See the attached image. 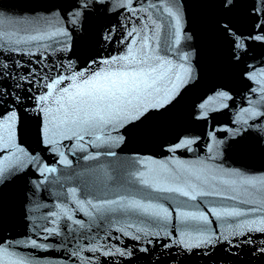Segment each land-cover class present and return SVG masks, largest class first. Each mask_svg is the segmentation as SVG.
<instances>
[{
    "label": "water",
    "instance_id": "1",
    "mask_svg": "<svg viewBox=\"0 0 264 264\" xmlns=\"http://www.w3.org/2000/svg\"><path fill=\"white\" fill-rule=\"evenodd\" d=\"M72 2L73 0H0V11L10 17L31 14L33 9L43 13L51 4H60L65 11H70ZM105 3L112 10L107 11L104 7L99 11L91 9V15L84 24L87 34L83 37L79 33L73 34L71 51H61V44H53L57 49L54 52L51 48H38L37 56H17L16 59L33 61L30 66L40 69L37 73L38 81L42 73L56 76L63 72L67 75L70 71L83 69L89 60L124 55L127 52L126 41H121L120 37H127V31L131 27L142 29L145 23L153 28L147 21V16L151 13L153 19L161 25L150 42L156 49V54L177 63L183 62L177 60L174 52L167 50L174 44L171 27L174 21L150 7L153 3L158 7L162 6V0H132V8L149 9L147 13L138 11L139 18L120 7L118 0H105ZM253 3L259 10L261 0H239L237 7L225 12L220 7V0H174V10H179L182 17V36H191V39H182L178 46L189 56V61L185 63L191 65V79L180 86L177 90L179 94L165 108L152 110L142 120L121 129L120 132L124 134L123 142L105 145L100 149L89 147L87 152L76 150L74 154L67 147H60L59 150L71 160L70 166L58 164L59 156L48 151L39 142L37 132L41 115L34 110L33 101H25L27 107L19 112L20 119L16 125V142L29 154H39L49 166L56 167L57 172L48 174V179L45 180L34 165H27L23 168H11L0 177V244L13 245L37 239L38 242L49 245L46 251L15 247L16 252L33 258L36 264H81L78 257L70 256V252L77 249L81 250V257L91 258L90 264H264V255L254 253L253 246L249 245L234 247L230 251L227 244L221 243L211 249L209 255H201L200 250L188 252L180 247H162L161 245L169 243L164 235L165 231L171 233L173 239L179 236L182 226L175 209L179 201L187 198L175 193L146 189L138 183L135 175L141 171L147 173L148 169L157 167L160 163L175 169V161H180L188 166L206 167L213 173L238 171L245 176L264 179V115L250 117L243 112L244 109H251L264 113V76L260 75L264 69V42L249 40L246 55L237 62L233 59L229 40L218 26L220 21L227 20L238 32L253 33L257 22V15L252 10ZM30 18V15L25 16V20ZM4 27L7 28L8 25ZM109 29L114 32V42L106 44L100 40V34ZM143 34L141 31V36ZM148 34L153 35L151 31ZM133 38L137 39L135 47H138L140 37H127V40ZM29 47L36 48V44ZM40 54L46 55L47 59L43 63H35L40 59ZM11 55H0V61L12 63ZM6 56L9 58L5 59ZM70 63L71 68L68 67ZM61 64L64 65L62 69ZM52 68L56 70L47 71ZM253 68L256 80L260 83L244 75ZM12 83L15 84V81ZM45 91L47 89L38 82L34 94ZM219 91H225L232 97L223 101L228 107L221 108V101L217 100L215 104L209 105L208 117L198 119L197 115L204 111L199 105ZM243 120H247V123H243ZM109 131L113 137H118L119 133ZM182 138H191L195 142L171 151V147ZM88 139L90 138L86 136L85 141ZM62 143L75 146L77 141L64 140ZM107 151L115 152V155L103 154ZM97 152L102 153L97 159L82 158ZM6 155L8 153L0 151V159ZM141 161L145 163H140ZM153 161L156 163L153 164ZM72 188L76 189L75 198L69 191ZM220 190L221 196L198 197L196 201H188L190 207L184 210L194 212L221 206L251 207L224 198L233 195V192L225 190L223 186ZM129 194L136 199H143L150 194L152 203L161 204L172 211L166 229L146 226L144 217L120 216L119 213L115 214L120 216L119 222H109L107 216L113 214H106L104 218L94 214L90 218L84 211L77 210L75 203V200H92L96 203ZM239 194L245 195L242 191ZM145 202L148 200L145 199ZM61 208H67L73 214V219L81 220L84 227L67 220ZM50 211L60 213V219L55 225L60 229L59 235L42 232L43 227H54L50 223L53 218L48 216ZM209 218L213 221L209 227L225 234L229 230L227 224L235 223L231 219L227 222L217 221L211 215ZM129 222L133 223V228L127 227ZM135 227H145L150 232L160 231L161 236H148L137 241L130 236L121 235L120 229L135 233ZM44 235L49 238L43 240ZM254 236L257 245L264 239V234L261 233H255ZM148 240L153 242L149 244ZM93 245L102 249L118 247L131 255L104 256L101 252L89 251ZM144 248L147 251L142 250ZM85 264L88 262L85 261Z\"/></svg>",
    "mask_w": 264,
    "mask_h": 264
},
{
    "label": "snow or ice",
    "instance_id": "2",
    "mask_svg": "<svg viewBox=\"0 0 264 264\" xmlns=\"http://www.w3.org/2000/svg\"><path fill=\"white\" fill-rule=\"evenodd\" d=\"M238 2L239 0H220V7L225 12H230L237 7ZM118 4L131 12L133 16H137L138 11L149 12L148 8H132V0H118ZM51 5L45 8L43 13L33 9L31 14L25 13L20 16L10 17L0 11V55L12 54V63L0 61V151L8 153L0 159V177L11 168H23L27 165H34L35 170L45 180L48 179V174L57 172V168L49 166L39 154H29L16 142V125L20 119L19 112L27 107L25 101H33L34 110L41 115L37 132L39 142L48 151L59 156L58 164L70 166L71 160L59 150L60 147H67L69 152L74 154L76 150L87 152L89 147L100 149L105 145L123 142L124 134L120 132L121 129L142 120L152 110L165 108L179 94L177 90L180 86L187 83L192 76L191 65L185 63L189 61V56L178 47L182 39H191V36L190 34L186 37L182 36V17L179 10H174V0H162V6L158 7L156 3H153L150 7L159 11L161 15L166 14L167 18L174 21L171 25L174 44L167 50L174 52L177 60L183 62L177 63L156 54V49L150 42L155 38V33L159 32L161 25L149 13L147 21L154 26L153 28L149 27V23H145L140 30L131 27L127 31V37H140L138 47H135L137 39L127 40V37L121 36L120 40L126 41L127 52L124 55L89 60L83 69L70 71L67 75L63 72L56 76L42 73L38 81L37 73L40 69L30 66L33 61L17 60V56L35 57L38 55V48L45 50L51 48L54 52L57 49L53 47V44H61V51H71L70 41L73 34L79 33L81 37L87 34L84 24L91 15V9L99 11L101 7H104L107 11L112 10L105 0H73L70 11H65L60 4ZM252 10L257 15L253 33L238 32L227 20H222L218 24L223 35L229 40L233 59L237 62L246 55L249 40L264 42V18H262L264 17V0H261L259 10L253 3ZM29 15L31 18L25 20V16ZM5 25L8 27L5 28ZM141 31L144 33L142 36ZM150 31L153 35L148 34ZM58 38H64V40ZM100 40L106 44L114 42V32L111 29L106 33L101 32ZM42 41L52 43L40 44L39 42ZM33 44H36V48L29 47ZM8 58V56L5 57V59ZM46 59V55L40 54V59L34 62L43 63ZM68 67H72L71 63ZM25 68L27 71H24ZM60 68H64V65L61 64ZM55 70L52 68L47 71ZM244 75L250 80H256L254 68L251 72H245ZM260 75L264 76V69L261 70ZM13 81L15 84L12 83ZM38 82L47 91L36 95L34 90ZM256 82L260 83L259 80ZM21 93H27V95ZM230 99L232 97L225 91H219L216 95L208 97L199 105V108L204 111L200 112L197 118L206 119L209 105L215 104L217 100L221 101V108L228 107L223 101ZM243 112L250 117L264 115L251 109H244ZM243 123L246 124L247 120H243ZM109 130L119 133L118 137H113ZM86 136L90 138L87 141H85ZM64 140H75L77 144L63 145ZM194 142V139L182 138L170 150L175 151ZM101 154L97 152L82 158L97 159ZM103 154L114 156L115 152L107 151ZM175 164V169L160 163L157 167L148 169L147 173L141 171L135 174L138 183L146 189L154 192L175 193L187 198L179 201L175 209L182 226L179 236L173 239L172 234L165 231L164 235L169 243L161 246L166 249L180 247L188 252L200 250L201 255H209L211 249L221 243L227 244L230 251L234 247L249 245L253 246L254 253L259 252L264 255V239L257 245L254 236L255 233L264 234V179L245 176L238 171L213 173L206 167L188 166L180 161H175ZM221 186L233 192V195L224 198L236 201L240 205H251V207L221 206L194 212L184 210L190 207L188 201H196L198 197L221 196ZM69 191L75 198L76 189L72 188ZM241 191L245 195H240ZM145 199L148 202H145ZM151 200L150 194L143 199H136L134 195L129 194L120 195L115 199H103L96 203L92 200L86 202L75 200V203L78 206L77 210L84 211L90 218L94 214H99L101 218H104L106 214H113L107 216L109 222H119L120 216L144 217L143 222L146 226L166 229L172 217V211L161 204L152 203ZM61 212L73 224L84 227L81 220L73 219V214L67 208H61ZM117 213L120 216L115 215ZM209 215L217 221L227 222L231 219L235 223L227 224L229 229L227 234L220 233L218 229L213 230L209 227L213 223ZM48 216L53 218L50 223L54 227H43L42 232L59 235L60 229L55 225L60 219V213L50 211ZM127 227L133 228L134 225L129 222ZM120 232L122 236H130L137 241L148 236H161L160 231H146L145 227H135V233L123 228ZM48 238V235L42 237L43 240ZM152 242L148 240L149 244ZM15 247H30L46 251L49 245L40 243L37 239L13 245L0 244V264H36L33 258L16 252ZM88 250L94 253L101 252L104 256L131 255L130 252L113 246L102 249L93 245ZM142 250L147 251V248ZM80 253L81 250L77 249L70 252V256L78 257L81 264H85V261L90 264L91 258L81 257Z\"/></svg>",
    "mask_w": 264,
    "mask_h": 264
}]
</instances>
